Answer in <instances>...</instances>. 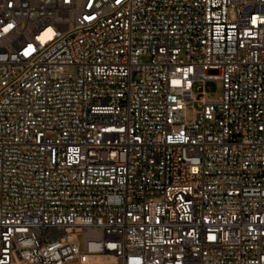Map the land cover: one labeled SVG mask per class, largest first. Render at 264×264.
<instances>
[{
  "label": "built area",
  "instance_id": "obj_1",
  "mask_svg": "<svg viewBox=\"0 0 264 264\" xmlns=\"http://www.w3.org/2000/svg\"><path fill=\"white\" fill-rule=\"evenodd\" d=\"M0 264H264V0H0Z\"/></svg>",
  "mask_w": 264,
  "mask_h": 264
},
{
  "label": "rangeland",
  "instance_id": "obj_2",
  "mask_svg": "<svg viewBox=\"0 0 264 264\" xmlns=\"http://www.w3.org/2000/svg\"><path fill=\"white\" fill-rule=\"evenodd\" d=\"M209 75L216 74L215 72H209ZM206 88L208 91L207 97L209 100H217L221 95V85L219 83H207ZM193 108H196V105L193 104ZM188 119H191V111L188 112Z\"/></svg>",
  "mask_w": 264,
  "mask_h": 264
},
{
  "label": "snow or ice",
  "instance_id": "obj_3",
  "mask_svg": "<svg viewBox=\"0 0 264 264\" xmlns=\"http://www.w3.org/2000/svg\"><path fill=\"white\" fill-rule=\"evenodd\" d=\"M49 31H51V30H49Z\"/></svg>",
  "mask_w": 264,
  "mask_h": 264
}]
</instances>
